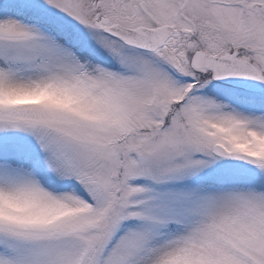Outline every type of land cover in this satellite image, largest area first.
I'll return each instance as SVG.
<instances>
[{
    "label": "snow or ice",
    "instance_id": "snow-or-ice-1",
    "mask_svg": "<svg viewBox=\"0 0 264 264\" xmlns=\"http://www.w3.org/2000/svg\"><path fill=\"white\" fill-rule=\"evenodd\" d=\"M0 264H264V0H0Z\"/></svg>",
    "mask_w": 264,
    "mask_h": 264
}]
</instances>
